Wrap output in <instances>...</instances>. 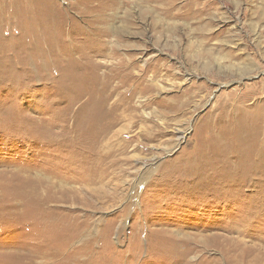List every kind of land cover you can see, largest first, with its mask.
I'll use <instances>...</instances> for the list:
<instances>
[{
    "label": "rangeland",
    "instance_id": "obj_1",
    "mask_svg": "<svg viewBox=\"0 0 264 264\" xmlns=\"http://www.w3.org/2000/svg\"><path fill=\"white\" fill-rule=\"evenodd\" d=\"M101 1L0 0V264H264V0Z\"/></svg>",
    "mask_w": 264,
    "mask_h": 264
},
{
    "label": "bare ground",
    "instance_id": "obj_2",
    "mask_svg": "<svg viewBox=\"0 0 264 264\" xmlns=\"http://www.w3.org/2000/svg\"><path fill=\"white\" fill-rule=\"evenodd\" d=\"M117 0H102L101 2H105L104 4L103 3H99L96 8L94 9L96 12V15L99 14L98 16H96L93 20L94 25H95V29H94V32L95 34L92 35V37L89 39V42L91 44V47H90V50H93L94 51V54L95 56H104V57H109L111 58L112 55L109 54V55H106L105 54V50H106V44H105V41L104 39L107 37V30L105 28V26H96V24H100V23H106V13L108 11V9H110L111 6L115 5V2ZM111 4V5H110ZM117 4V3H116ZM114 7V6H113ZM3 8V6H2ZM93 9V8H92ZM1 10V9H0ZM4 10V9H3ZM28 10V8H27ZM2 11V10H1ZM29 13V11L27 12ZM25 14V13H24ZM22 13V15H24ZM94 28V27H93ZM104 47H103V46ZM115 54V53H114ZM122 58V57H121ZM116 59V58H115ZM117 64L119 65L118 69H120L122 71V60L120 59L119 62H117ZM117 69V70H118ZM105 103V102H104ZM106 104V103H105ZM106 106V105H105ZM116 109V108H115ZM114 109V110H115Z\"/></svg>",
    "mask_w": 264,
    "mask_h": 264
}]
</instances>
